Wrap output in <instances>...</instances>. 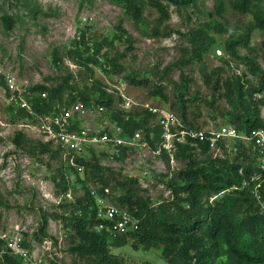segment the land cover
Wrapping results in <instances>:
<instances>
[{
  "label": "rangeland",
  "instance_id": "rangeland-1",
  "mask_svg": "<svg viewBox=\"0 0 264 264\" xmlns=\"http://www.w3.org/2000/svg\"><path fill=\"white\" fill-rule=\"evenodd\" d=\"M222 1V14L217 0H196L182 7L166 2L170 18L163 21L148 0H0V250L7 251L8 241L19 238L30 251V261L23 264H91L73 251L77 242L64 221L71 217L69 204L84 196L81 178L65 169L73 201L65 199L56 185L62 160L60 156L52 159L50 153L44 154L40 149L43 142L35 134L21 130V124L28 119L21 116L22 102L13 97L10 83L17 84L25 100L41 96L33 92L38 86L59 90L60 98L54 103L58 110L65 106L66 98L80 91L97 100L100 93L93 89L94 82L114 89L119 79L126 85L125 95L137 104L133 111L136 119L143 120L151 108L159 111L146 119L147 126L160 125L162 112L185 126L180 118L185 107L189 129L216 132L222 127H235L229 119L233 108L222 86L227 82L235 85L239 79L258 82L257 68L264 72V32L257 29L252 14L237 12L231 0ZM134 8L140 9L139 18ZM200 29L206 30L215 42L202 60H197L192 33ZM84 36L88 45H102L107 61L117 59L122 68L111 76L100 67L92 65L91 72L77 62L76 49L85 50L80 46ZM56 58L62 60L60 65ZM131 77L162 85L169 100L153 96L149 87L132 84ZM26 83L27 88L22 87ZM262 97L264 92L256 95ZM115 99V106L121 107L120 98ZM259 109L264 121V105ZM100 119L116 123L107 114L85 122L96 126L102 124ZM232 142L223 157L234 160L236 149L231 150ZM192 146L193 150L185 154L192 155V159L204 163L213 157ZM117 150L94 149L104 167L139 180L146 190L143 195L151 199L154 207L174 199L169 185L181 184L177 176L189 163L187 159L176 160L178 170L172 172L164 157L155 159L148 153L146 156L129 150L123 155ZM176 153L177 150L175 157ZM243 160L240 162L247 165ZM222 198L223 194L208 195L202 205L207 208ZM106 200L118 206L112 196ZM42 222L47 225L39 234ZM124 237L108 234V249L126 264H168L165 246L148 247L138 239ZM120 239H126L127 245L121 246ZM226 259H212L206 264H223Z\"/></svg>",
  "mask_w": 264,
  "mask_h": 264
},
{
  "label": "trees",
  "instance_id": "trees-1",
  "mask_svg": "<svg viewBox=\"0 0 264 264\" xmlns=\"http://www.w3.org/2000/svg\"><path fill=\"white\" fill-rule=\"evenodd\" d=\"M148 1L160 13L162 20L166 21L170 18V7L166 2L182 7L190 6L196 0ZM231 3L237 12L252 14L257 29L264 32V0H231ZM216 6L218 12L222 14L224 2L217 0ZM133 13L137 18L141 16L138 8H134ZM85 39L86 36L80 44L85 46V50L76 49L74 58L77 62L85 65L91 72H93L92 65L100 67L111 76L122 68L117 59L107 61L108 56L103 53L102 45L93 43L88 45ZM192 40L193 54L197 60H202L215 42L207 31L202 29L193 31ZM231 48H235L234 43ZM59 60L56 58L55 61L58 65L62 63V60ZM257 72L260 73V77L256 83L243 82L239 79L235 85L227 82L222 86L233 108L229 119L238 132L245 135H251L253 131L264 128L259 109L264 105V98H256V95L261 96L264 92V72L260 71V68H257ZM210 79L208 77V80ZM130 80L134 85L149 87L153 96L169 100L162 85L157 86L149 79L136 80L131 77ZM173 84L175 87L178 85ZM93 89L100 93L97 100L85 91H78L79 93L70 95L64 102L70 105L80 100L89 107H105L111 113L114 122L123 128L126 136H133L137 131L142 130L153 146L162 141L163 127L161 125L147 126L146 119L154 117V113L146 111L143 120L136 119L134 113L128 115L115 108V98L106 92L101 83L94 82ZM33 92L40 93L39 95L43 93L49 95L51 92L48 100H43L41 96L31 97L30 103L35 113L43 115L54 111L55 100L60 98L59 90L49 91L46 87L38 86L33 88ZM180 100L183 101L181 97ZM20 114L24 118H29V114L23 109ZM180 118L185 124L184 129L191 132L199 131L187 128L189 124L185 107ZM151 135H154V140H151ZM189 140L188 144H179L177 147L176 160L184 157L189 163L178 173L177 177L181 184L170 183L169 185L174 199L167 200L157 207L152 205L149 197L143 195L146 190L143 189L139 180L127 178L111 167H104L97 151L92 150L90 158L83 163L84 175H80L75 169H69L61 161L62 169L57 171L60 177L56 178L57 187L63 194L71 190L67 174L64 172L67 169L74 175L80 176L85 192L82 198L69 204L72 208L71 217L64 219L66 228L74 233V240L77 242L73 251L91 264H126L110 253L108 234L95 230L100 222L96 220L97 205L93 196L95 192L103 198L112 196L117 207L129 210L137 216L140 219L139 227L136 231L129 233L128 237L138 239L148 247L156 244L165 246L164 259L168 264H206L212 259L222 258H227L223 264H264V209L252 193L257 182L253 183L251 180L260 172L256 165L257 153L254 152V145L236 140L232 142L236 149L234 160L229 157L217 159L210 157L203 163L192 159V155L185 154L192 151V144H195L194 146L199 147L204 154L210 155L209 145L200 139ZM225 145L223 149L226 152L228 150ZM40 149L44 154L50 153L52 159H59V156L61 159L60 152L54 149L52 144L42 143ZM125 153L126 149H123L122 154ZM163 157L167 159L171 170L169 156L165 153ZM240 158L244 159L247 165L240 162ZM247 181L251 184L245 187ZM93 186L96 190L92 189ZM106 190H110V194H106ZM115 192H119L120 196H114ZM211 194H223V198L218 201L215 199L212 206L204 208L202 201ZM261 194L264 199V187ZM79 211L83 213L81 216L78 214ZM57 219L62 218L57 217ZM46 225V222L41 223L39 234L45 231ZM119 241L121 246L127 245L126 239ZM5 260L6 264H23L20 257L10 254L5 256Z\"/></svg>",
  "mask_w": 264,
  "mask_h": 264
},
{
  "label": "built area",
  "instance_id": "built-area-1",
  "mask_svg": "<svg viewBox=\"0 0 264 264\" xmlns=\"http://www.w3.org/2000/svg\"><path fill=\"white\" fill-rule=\"evenodd\" d=\"M117 82L119 83L117 88L110 89L105 87V90L113 95L114 98H120L118 101H121V107L117 108L115 106L117 110L123 111L128 115L133 114L137 104L125 95V83H121L119 79ZM23 86L27 88L28 83ZM9 88L13 97H18L22 102V109L29 114L28 120L21 124V130L35 134L34 136L44 144H52V147L60 152L61 159L65 165L69 169L77 170L80 175L85 173L83 163L90 158L91 151L102 147L117 148L119 153L123 149L131 152L140 151L146 156L147 153L152 155L155 159H163L166 153L170 158L171 170L175 172L178 167H175L176 157L174 153L179 144H188L190 142L189 139H200L202 142L207 143L214 159L224 158L223 146L226 144L225 147L228 148L229 141L240 140L246 144L252 143L254 149L257 150V168L260 171L251 180L253 183L257 182L252 193L264 209V199L261 194L264 187V128L253 131L251 135L239 133L233 126L222 127L216 132H191L184 129L178 119L168 115L166 112H162L160 122L164 129L162 141L153 146L142 130L137 131L133 136H126L123 128L116 123L107 124L106 121L100 119L99 122H102V124L97 123L96 126H92L90 123L85 122L88 118L104 114L112 116L105 107H89L78 100L70 105L65 103V106L61 109L57 110L54 108V111L49 114L40 115L35 113L30 103L31 97L28 96L27 101L22 98V93H19L21 89L16 83H10ZM28 94L33 96V93ZM41 98L48 100V95L43 93ZM149 110L154 114L159 112L157 109L151 108ZM154 138V135H151V140H154ZM233 149L234 147L232 146L231 150ZM250 184L249 181L245 182V187L250 186ZM106 194H110V190H106ZM93 196L97 205L96 220L100 221L95 227L97 232L106 233L114 237H124L138 229L140 219L129 210L110 204L106 198L98 196L95 192ZM64 197L73 201L71 190L64 194ZM78 214L81 216L83 213L79 211ZM8 254L18 256L26 263L30 261V251L19 238H12L8 241L7 251L0 250V264H6L5 256Z\"/></svg>",
  "mask_w": 264,
  "mask_h": 264
}]
</instances>
